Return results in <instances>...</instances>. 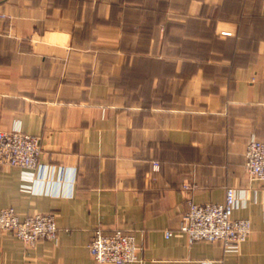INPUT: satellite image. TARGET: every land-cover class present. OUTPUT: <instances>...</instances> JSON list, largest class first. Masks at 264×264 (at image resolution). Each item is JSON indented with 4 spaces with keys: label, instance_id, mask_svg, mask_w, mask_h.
Returning a JSON list of instances; mask_svg holds the SVG:
<instances>
[{
    "label": "crops",
    "instance_id": "0c3cea01",
    "mask_svg": "<svg viewBox=\"0 0 264 264\" xmlns=\"http://www.w3.org/2000/svg\"><path fill=\"white\" fill-rule=\"evenodd\" d=\"M13 129L41 152L34 169L0 164V209L53 213L57 236L0 230V264H96V228L134 234L124 264H264V181L245 168L264 140V0H0ZM228 186L251 222L235 249L165 236L188 198L221 202Z\"/></svg>",
    "mask_w": 264,
    "mask_h": 264
},
{
    "label": "built area",
    "instance_id": "2783aa9c",
    "mask_svg": "<svg viewBox=\"0 0 264 264\" xmlns=\"http://www.w3.org/2000/svg\"><path fill=\"white\" fill-rule=\"evenodd\" d=\"M227 33V32H223ZM40 138L17 129L0 130V164L23 169H34L39 164ZM245 168L248 175L264 181V140L253 138L245 150ZM153 166L158 167L154 161ZM188 188V187H187ZM235 189L228 186L221 202L197 203L187 199V209L182 222L175 230H167L165 236L184 233L189 242L196 240H220L228 249H235L251 232L248 218H234ZM0 230L11 232L17 239L34 244L42 239L57 236V224L53 213L20 215L13 207L0 209ZM140 246L134 234L115 229L104 233L94 230L88 250L96 264H124L138 260Z\"/></svg>",
    "mask_w": 264,
    "mask_h": 264
}]
</instances>
